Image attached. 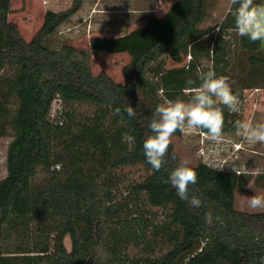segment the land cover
Listing matches in <instances>:
<instances>
[{
    "label": "trees",
    "instance_id": "16d2710c",
    "mask_svg": "<svg viewBox=\"0 0 264 264\" xmlns=\"http://www.w3.org/2000/svg\"><path fill=\"white\" fill-rule=\"evenodd\" d=\"M84 1L47 10L27 40L9 19L12 1L0 0V137L12 138L7 175L0 180V264H264V211L235 205L237 190L253 178L264 186V174L189 164L198 174L190 196L202 201L194 209L165 183L182 160L175 143L160 171L143 153L151 114L166 100L160 90L167 59L181 63L190 57L185 65L198 74L201 43H228L240 70L232 63L221 75L229 78L233 93L242 102L247 90L264 89V46L236 33L237 5L219 24L204 27L208 0H175L163 15L148 14L143 26L128 33L92 36L86 49L52 46L51 37ZM100 52L130 55L123 82L104 70L94 73L92 59ZM177 98L187 101L190 94L180 90ZM55 100L62 108L52 118ZM128 104L135 117L124 112ZM82 105L93 113L83 115ZM221 107L224 132L236 131L233 124L243 120L242 112ZM125 133L134 136V144L123 140ZM129 167L143 174L124 194ZM159 209L162 222L156 221Z\"/></svg>",
    "mask_w": 264,
    "mask_h": 264
},
{
    "label": "rangeland",
    "instance_id": "374dc122",
    "mask_svg": "<svg viewBox=\"0 0 264 264\" xmlns=\"http://www.w3.org/2000/svg\"><path fill=\"white\" fill-rule=\"evenodd\" d=\"M13 11L9 14L11 21L17 22L23 36L30 40L34 33L43 23L47 10L62 11L69 8L73 0H11ZM175 0H85L81 9L65 23L51 37L52 46L60 47L63 44H71L79 49H86L92 36H116L132 31L146 23L148 14L163 15ZM207 19L202 24L215 26L219 24L224 15L231 8L230 0H208ZM94 9V10H93ZM97 9V10H96ZM230 40V35L223 37ZM264 46V43H262ZM206 45L211 46L209 58L204 57ZM232 51V50H231ZM228 49V43L215 45L203 42L199 46L201 57L200 71L216 70L217 76L221 75L225 68H231V64L240 70L234 61V53ZM190 57H186L181 63L167 59L166 68L162 78L160 93L166 100H173L180 90H186L185 81L189 78L196 81L198 85V74L193 73L185 65ZM227 60H230L229 63ZM130 61L127 52L111 53L100 52L93 56L92 66L94 73L106 71L116 81L123 82L122 69ZM229 63V64H228ZM237 72V71H236ZM185 92V91H184ZM186 93L190 94L187 90ZM263 94V95H262ZM241 114L243 120L250 121L254 125L264 123V92L247 90L245 99L241 102ZM16 105L13 104V108ZM62 104L55 100L52 107L51 117L56 118L60 114ZM83 115L93 113L94 108L82 105L78 108ZM205 131L198 130L189 135L173 134L172 141L182 160L188 159L189 164L196 165L199 162H207L215 167L219 163L225 164L223 169L241 171L254 177L264 174V144L249 143L236 134V131L228 132L224 139L213 144L206 139ZM12 140L11 137H0V180L7 175L6 156L7 148ZM240 143L237 147L235 143ZM143 171L136 167H129L121 184V193L126 194L125 186L130 182L142 178ZM251 187L246 186L237 190L235 205L239 210L256 212L264 211V208L253 209L249 206L248 197L255 194L264 195V186L254 184V178L250 181ZM122 195L119 192V198ZM156 221L162 222L165 215L161 209L156 213ZM65 245L69 251L72 250L70 235L65 237Z\"/></svg>",
    "mask_w": 264,
    "mask_h": 264
},
{
    "label": "clouds",
    "instance_id": "9594fccd",
    "mask_svg": "<svg viewBox=\"0 0 264 264\" xmlns=\"http://www.w3.org/2000/svg\"><path fill=\"white\" fill-rule=\"evenodd\" d=\"M230 3L237 5L232 11L236 33L253 43H264V4H256L254 0H230ZM220 30V26H217L216 31ZM198 80V85L191 78L185 81L186 90L190 93L187 101L180 98L165 100L151 114L148 122L151 134L143 141V153L155 171L164 167L174 133L179 131L189 135L198 130H206V139L218 144L224 139V114L221 106L230 112H239L237 97L227 76H217L212 69L198 70ZM124 112L128 117L136 116L135 108L130 104L125 107ZM115 113L120 116V123H123L124 116L120 108H116ZM233 126L236 134L249 143L264 144V123L254 125L250 121L236 120ZM123 140L129 145L135 143L134 136L128 133L124 134ZM224 165L219 163L216 170H223ZM197 180L196 170L189 166L188 159H183L169 172L165 183L170 184L177 196L187 201L190 207L198 209L202 206V201L195 194L190 196L189 191ZM248 203L253 209L264 208V195L248 197ZM205 220L211 222V213L205 214Z\"/></svg>",
    "mask_w": 264,
    "mask_h": 264
},
{
    "label": "crops",
    "instance_id": "0c3cea01",
    "mask_svg": "<svg viewBox=\"0 0 264 264\" xmlns=\"http://www.w3.org/2000/svg\"><path fill=\"white\" fill-rule=\"evenodd\" d=\"M94 10V9H93ZM97 10V9H96ZM228 12V11H227ZM225 16V15H224ZM224 18V17H223ZM222 18V19H223ZM207 19V18H206ZM206 21V20H205ZM206 47V49H205V51H204V57H206L207 59L209 58V56H210V53H212L211 52V46L210 45H206L205 46ZM201 58V57H200ZM208 69H210L209 67H208ZM215 72H216V70H214ZM251 90H254V91H261V93H263L264 92V89H251ZM183 91H185L186 92V90L183 88ZM263 95V94H262ZM228 132H224V135H228L227 134ZM225 137V136H224ZM235 143V142H234ZM236 145H238V144H240V143H235Z\"/></svg>",
    "mask_w": 264,
    "mask_h": 264
},
{
    "label": "built area",
    "instance_id": "2783aa9c",
    "mask_svg": "<svg viewBox=\"0 0 264 264\" xmlns=\"http://www.w3.org/2000/svg\"><path fill=\"white\" fill-rule=\"evenodd\" d=\"M236 97H237L238 105H241V101H240L239 97L237 95H236ZM239 111H241V109H239ZM237 147H241L240 144H238Z\"/></svg>",
    "mask_w": 264,
    "mask_h": 264
}]
</instances>
